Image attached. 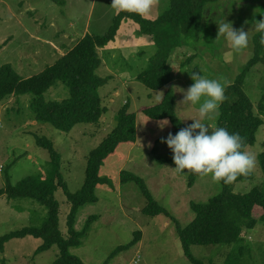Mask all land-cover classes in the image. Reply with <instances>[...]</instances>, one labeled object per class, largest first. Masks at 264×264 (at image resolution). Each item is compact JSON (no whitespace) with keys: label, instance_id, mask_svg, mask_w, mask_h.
Segmentation results:
<instances>
[{"label":"rangeland","instance_id":"374dc122","mask_svg":"<svg viewBox=\"0 0 264 264\" xmlns=\"http://www.w3.org/2000/svg\"><path fill=\"white\" fill-rule=\"evenodd\" d=\"M221 0L208 6L201 37L175 51L171 62L175 93V109L186 126L199 119V105H180L194 81L189 72H200L210 79H219L226 87L235 83L254 54L250 32L249 46L239 52L222 36L218 38L215 19L225 12L226 20L235 29L252 28L253 20L264 19V0ZM112 0H0V66L11 65L23 78L29 79L52 66L84 38L103 36L118 15L111 7ZM171 5V0H156L145 18L157 19ZM229 8L231 12L229 13ZM219 18V17H218ZM157 52L150 37L141 35L137 24L125 20L116 38L100 50L102 67L97 74L108 79L96 91L107 113L99 124H79L70 133L61 132L49 124L35 120L32 110L33 94L12 96L0 102V189L7 184L16 186L28 177L46 179L51 173L48 152L36 143V136L52 141L62 155L61 173L71 193L81 190L85 182L89 153L114 130L119 111L126 103L136 114L137 140L121 144L101 166L99 176L106 180L96 187V203L79 209L75 230L81 232L91 217L88 233L78 247L69 250L85 264H192L184 255L176 224L164 215L143 213L148 205L137 183H122V173L140 177L158 204L187 227L195 214L191 202L207 203L222 191L219 181L211 174L198 175L190 184L189 172L180 173L163 160H173V153L161 142L173 127L169 120H153L143 110L159 104L165 89L153 91L138 76L148 67ZM194 56V57H193ZM192 59L187 63L189 58ZM225 87V88H226ZM244 91L255 106L264 98V65L254 67L247 78ZM69 96V88L57 82L44 95L45 101H62ZM219 114L211 121L217 126ZM264 120V117H263ZM163 121L167 125L161 127ZM255 156L254 178L234 184L236 194H246L262 186L264 175L259 156L264 152V125L257 134V142L246 149ZM59 204L60 229L68 237L67 218L70 204L63 190L55 194ZM46 207L32 200L0 197V237L26 227L40 228L47 219ZM136 232L140 241L133 243ZM42 239L26 237L12 240L0 251V264H52L59 256L57 246L35 257ZM124 248L122 251H116ZM242 248L245 250L242 252ZM236 250V251H235ZM192 254L204 264H264V223L245 230L243 242L234 245L193 246Z\"/></svg>","mask_w":264,"mask_h":264},{"label":"trees","instance_id":"16d2710c","mask_svg":"<svg viewBox=\"0 0 264 264\" xmlns=\"http://www.w3.org/2000/svg\"><path fill=\"white\" fill-rule=\"evenodd\" d=\"M221 0H171L170 8L157 19H147L135 13L120 12L113 24L103 36L85 35L73 49L42 73L29 79H23L11 65L0 66V102L12 96L33 94L32 110L35 120L41 124H49L55 129L70 133L79 124H99L107 113L102 99L96 91L104 87L108 79L102 78L97 71L102 67L100 50L105 48L118 35L125 20L137 24L141 35L150 37L157 46V52L149 60L148 67L138 76L139 81L153 91L165 89L161 102L146 108L143 113L153 120H169L176 134L181 128L187 127L176 113L174 77L171 62L173 53L181 47L191 46V41L201 37L208 6ZM261 33L253 38L254 54L247 63L235 83L225 88L226 99L220 106V119L217 126L225 127L229 132L239 133L244 138V151L257 142V134L264 125V98L258 104L256 112L251 99L244 91L247 78L252 69L259 64L264 65V44ZM1 50V47H0ZM194 57V56H193ZM192 59L189 58L184 65ZM57 82L69 88V96L62 101H45V93ZM136 114L130 112L128 103L119 111L117 125L114 130L88 155L86 176L83 187L77 193H71L61 173L62 155L52 141L36 136V143L45 149L50 158L51 173L46 179L28 177L16 186L9 181V172L5 176L7 184L0 189V197L8 199L32 200L48 210L47 219L40 228L26 227L0 237V251L12 240L33 237L42 239L43 245L38 248L35 257L52 247L57 246L59 256L52 264H85L78 257L72 256L69 250L80 245V239L89 231L91 217L85 228L78 232L75 224L79 209L88 203H96L95 194L98 184L105 182L99 173L104 161L112 155L121 144H133L137 140ZM166 135L164 138H166ZM260 166L264 175V152L259 156ZM175 166L173 160H163ZM176 167V166H175ZM190 184L199 174L190 170ZM122 183L133 181L141 188L148 205L143 213L149 216L164 215L176 224L185 257L192 264H204L191 251L193 246L234 245L243 242L245 230H253L264 223V190L262 186L254 187L246 194H236L234 184L250 181L254 175L238 176L232 184L219 181L222 191L207 203L191 202L190 208L195 219L182 228L176 218L161 207L146 188L144 181L134 174L122 173ZM61 188L70 204L67 218L68 237L65 238L60 229L59 204L55 194ZM141 232H136L133 243L140 241ZM119 248L115 254L122 251ZM245 248H242V252ZM236 251V250H235ZM1 264H6L2 260ZM244 264V263H236Z\"/></svg>","mask_w":264,"mask_h":264},{"label":"clouds","instance_id":"9594fccd","mask_svg":"<svg viewBox=\"0 0 264 264\" xmlns=\"http://www.w3.org/2000/svg\"><path fill=\"white\" fill-rule=\"evenodd\" d=\"M156 0H112L111 7L120 12L135 13L145 17L151 13ZM240 3L238 0L237 4ZM229 13L231 8L228 9ZM219 17V18H218ZM215 19L218 25V38L224 37L231 47L239 52L249 46L250 32L261 33V43L264 44V19L253 20L252 28L245 31L235 29L233 23L226 20L225 12L219 13ZM194 83L184 92L180 105H199V119L187 127L181 128L176 134L169 133L161 138L173 153L175 169L178 172L190 170L196 174L211 177L224 184H232L238 176H247L256 166L255 156L244 151V138L236 132H229L225 127L213 126L205 121H211L219 114L221 104L226 99L225 83L219 79H210L200 72H189ZM163 121L161 127L167 125Z\"/></svg>","mask_w":264,"mask_h":264},{"label":"crops","instance_id":"0c3cea01","mask_svg":"<svg viewBox=\"0 0 264 264\" xmlns=\"http://www.w3.org/2000/svg\"><path fill=\"white\" fill-rule=\"evenodd\" d=\"M173 56L175 57V52L173 53ZM176 82L175 78H174V83Z\"/></svg>","mask_w":264,"mask_h":264}]
</instances>
